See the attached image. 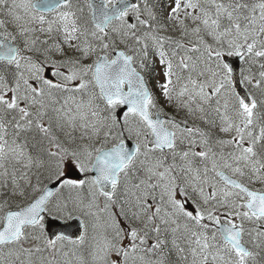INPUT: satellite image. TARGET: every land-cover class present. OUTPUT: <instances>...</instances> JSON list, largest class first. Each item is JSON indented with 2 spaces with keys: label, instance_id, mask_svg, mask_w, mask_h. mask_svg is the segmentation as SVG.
Masks as SVG:
<instances>
[{
  "label": "snow or ice",
  "instance_id": "obj_1",
  "mask_svg": "<svg viewBox=\"0 0 264 264\" xmlns=\"http://www.w3.org/2000/svg\"><path fill=\"white\" fill-rule=\"evenodd\" d=\"M0 264H264V0H0Z\"/></svg>",
  "mask_w": 264,
  "mask_h": 264
},
{
  "label": "water",
  "instance_id": "obj_2",
  "mask_svg": "<svg viewBox=\"0 0 264 264\" xmlns=\"http://www.w3.org/2000/svg\"><path fill=\"white\" fill-rule=\"evenodd\" d=\"M78 221L71 219L69 221L54 220L50 221V231L60 232L63 231L66 234L72 235L73 238L78 234Z\"/></svg>",
  "mask_w": 264,
  "mask_h": 264
}]
</instances>
